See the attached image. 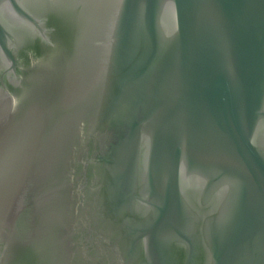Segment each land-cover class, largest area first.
<instances>
[{
  "label": "water",
  "instance_id": "water-1",
  "mask_svg": "<svg viewBox=\"0 0 264 264\" xmlns=\"http://www.w3.org/2000/svg\"><path fill=\"white\" fill-rule=\"evenodd\" d=\"M0 264H264V0H0Z\"/></svg>",
  "mask_w": 264,
  "mask_h": 264
}]
</instances>
